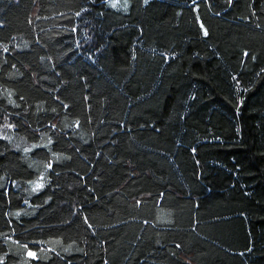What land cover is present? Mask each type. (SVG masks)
<instances>
[{
	"label": "trees",
	"instance_id": "trees-1",
	"mask_svg": "<svg viewBox=\"0 0 264 264\" xmlns=\"http://www.w3.org/2000/svg\"><path fill=\"white\" fill-rule=\"evenodd\" d=\"M0 264H264V0H0Z\"/></svg>",
	"mask_w": 264,
	"mask_h": 264
},
{
	"label": "snow or ice",
	"instance_id": "snow-or-ice-1",
	"mask_svg": "<svg viewBox=\"0 0 264 264\" xmlns=\"http://www.w3.org/2000/svg\"><path fill=\"white\" fill-rule=\"evenodd\" d=\"M117 2H118V0H117ZM145 2H147V0H145ZM112 7H116V3L114 2V3H112ZM201 27H203V25H201ZM204 35H207V31L205 30L204 31ZM4 51L6 52V51H8V49L7 48H4ZM77 123V126H78V124H79V122H76ZM9 127H11L12 125H8ZM53 127H55L54 125H53ZM48 167L50 168L51 167V164H49L48 165ZM43 187V184H41V183H37L36 185H35V187H34V191L35 190H37V189H39V188H42ZM139 203V202H138ZM27 255L29 256V257H35V253L34 252H32V251H28L27 252Z\"/></svg>",
	"mask_w": 264,
	"mask_h": 264
}]
</instances>
